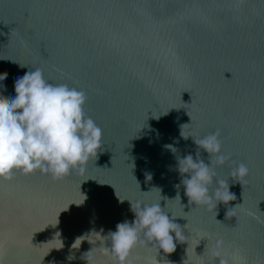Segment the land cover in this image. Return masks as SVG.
I'll return each mask as SVG.
<instances>
[{"label": "water", "instance_id": "obj_1", "mask_svg": "<svg viewBox=\"0 0 264 264\" xmlns=\"http://www.w3.org/2000/svg\"><path fill=\"white\" fill-rule=\"evenodd\" d=\"M35 68L85 92L102 143L59 180L0 181V264H112L98 235L131 223L130 203L159 200L186 242L170 254L138 246L133 264H211L216 237L221 255L264 264V0H0V98ZM216 130L229 159L214 170L234 199L194 207L176 157L195 160L191 137ZM241 162L240 185L229 172Z\"/></svg>", "mask_w": 264, "mask_h": 264}, {"label": "clouds", "instance_id": "obj_2", "mask_svg": "<svg viewBox=\"0 0 264 264\" xmlns=\"http://www.w3.org/2000/svg\"><path fill=\"white\" fill-rule=\"evenodd\" d=\"M5 79L6 74L0 73V86ZM13 88L12 97L0 98V181H11L17 173L30 176L37 172L59 180L73 171H83L90 158L96 157L102 143V129L84 115L85 92L67 84L46 82L40 68L17 77ZM191 138L198 146L196 159L191 154L176 157L180 185L189 205L206 208L213 202L215 207L218 202L227 205L234 194L229 191L227 179L218 178L214 170L229 159V154L221 149L219 130ZM165 147L175 152L171 145ZM200 149L208 154L209 163L200 159ZM248 173V166L241 162L230 170L229 177L240 184ZM237 205L228 208L226 215ZM130 208L134 213L131 223L118 222L115 231L109 230L103 237L98 235L103 241L98 247L112 264H133L130 255L138 246L155 245L157 253L170 254L176 247L174 241L186 242L181 226L165 211L166 204L161 207L160 200L137 201L130 203ZM202 239L208 242L209 237L201 235L197 245ZM81 240L78 237L75 242ZM211 243V254L216 257L211 264H243L238 248L221 255L226 248L222 237H216ZM144 264H159V261L156 256L146 258Z\"/></svg>", "mask_w": 264, "mask_h": 264}]
</instances>
